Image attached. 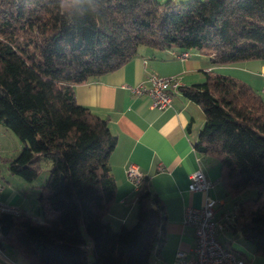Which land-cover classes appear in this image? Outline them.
Listing matches in <instances>:
<instances>
[{
  "label": "trees",
  "instance_id": "1",
  "mask_svg": "<svg viewBox=\"0 0 264 264\" xmlns=\"http://www.w3.org/2000/svg\"><path fill=\"white\" fill-rule=\"evenodd\" d=\"M51 3L0 0V124L21 141L7 168L32 182L49 161L37 193L44 220L0 213V245L27 264H149L164 240L162 200L143 176L136 221L114 229L106 220L116 137L106 119L76 102L74 86L120 68L141 46L193 50L217 65L264 61V0H102L99 13L71 20ZM179 90L203 111L196 152L218 161L236 200L227 227L264 257V98L214 71ZM250 187L256 197L239 199Z\"/></svg>",
  "mask_w": 264,
  "mask_h": 264
},
{
  "label": "crops",
  "instance_id": "2",
  "mask_svg": "<svg viewBox=\"0 0 264 264\" xmlns=\"http://www.w3.org/2000/svg\"><path fill=\"white\" fill-rule=\"evenodd\" d=\"M158 1L176 4L187 0ZM181 52L177 47L152 49L141 46L137 54L120 68L74 86L76 102L106 119L110 131L116 137L115 147L109 156V169L116 187L115 199L105 216L106 220L114 229L123 225L129 227L136 221V187L125 172L129 165L136 166L148 178L150 188L162 200L164 240L149 264H173L178 251L191 252L194 236L192 228L184 223V209L187 206H201L206 193L188 190L190 174L201 170L211 181L212 187L207 194L216 201L215 218L223 220L227 212L228 195L220 181L218 161L199 154L194 147L204 123L203 111L200 105L186 98L179 87L202 83L207 72L216 71L237 77L259 94H264V61L217 65L209 57L193 50L188 51L186 59H180L178 56ZM149 74L177 77L179 86L172 92L171 106L156 109L151 107L148 95L130 92L129 86L140 82L148 85L146 79ZM20 148L21 145L18 151ZM4 153L8 155L9 151L7 148L3 150L0 144V160ZM11 158L5 159L8 162ZM46 178L47 175L33 186L35 189H32L31 194L23 192L22 198L16 188L1 185L0 200L43 221L44 217H35L33 211L41 215L37 193ZM237 234L224 226L218 238L230 248L238 249L236 251L245 264H264V257L257 255L253 245ZM0 264H27V261L19 251L1 244Z\"/></svg>",
  "mask_w": 264,
  "mask_h": 264
},
{
  "label": "built area",
  "instance_id": "3",
  "mask_svg": "<svg viewBox=\"0 0 264 264\" xmlns=\"http://www.w3.org/2000/svg\"><path fill=\"white\" fill-rule=\"evenodd\" d=\"M189 53L184 51L179 54L180 59H186ZM145 83H138L129 86L130 92L134 95L146 94L151 99V107L164 109L171 106L172 92L178 89L179 81L176 76H158L149 74ZM264 91V89H262ZM128 179L137 187L143 175L134 165L126 168ZM212 187L210 180L196 170L189 175L188 190L191 192H204V202L199 207L187 206L184 209V223L192 228L194 245L189 254L178 251L173 264H245L240 254L222 243L219 232L224 226L234 219L233 211L226 212L223 220L215 218V199L207 194ZM2 186L0 182V192ZM21 210L15 206L4 203L0 200V213L19 215Z\"/></svg>",
  "mask_w": 264,
  "mask_h": 264
},
{
  "label": "rangeland",
  "instance_id": "4",
  "mask_svg": "<svg viewBox=\"0 0 264 264\" xmlns=\"http://www.w3.org/2000/svg\"><path fill=\"white\" fill-rule=\"evenodd\" d=\"M216 72V71H215ZM218 73V72H217ZM230 76V75H229ZM234 77V76H232ZM237 78V77H235ZM262 96V98H264V94H260ZM0 144L2 145L3 150L9 151V154H3L2 155V159L0 160V182L1 185H3V187L9 186L10 188L11 186L17 189V192L19 193L18 195H20L19 197H24L23 192H28L29 194H31L32 189H35L33 186H35L36 184H39L43 179L44 176L47 175L48 177V169H49V161L47 159H43L41 160L40 163V173L38 175V177L33 180L32 182H28L23 180L22 178L12 175L10 174L8 168H7V161L5 158H10L11 156L14 158L18 155L19 151H18V147L19 145H21V141L19 140V138L13 134L11 131L5 129L4 126H2L0 124ZM8 156V157H7ZM45 181H43L42 183H44ZM30 198H32L33 196L29 195ZM256 197V191L254 188L250 187L247 188L246 190H244L240 195H239V199H248V198H254ZM236 200L235 198L231 197L228 195V198L226 200V207H225V211L227 212H231L233 209V206L235 204ZM36 203V202H34ZM33 214L35 215V217L42 219V215H38L37 211L34 210ZM48 217L49 218H56V214L54 212H49L48 213ZM237 236L241 237V235L238 233ZM249 243V245H252L251 242H247ZM233 250H238L236 248H232Z\"/></svg>",
  "mask_w": 264,
  "mask_h": 264
},
{
  "label": "clouds",
  "instance_id": "5",
  "mask_svg": "<svg viewBox=\"0 0 264 264\" xmlns=\"http://www.w3.org/2000/svg\"><path fill=\"white\" fill-rule=\"evenodd\" d=\"M102 6V0H52L50 4V7L68 20L85 14L99 13Z\"/></svg>",
  "mask_w": 264,
  "mask_h": 264
}]
</instances>
